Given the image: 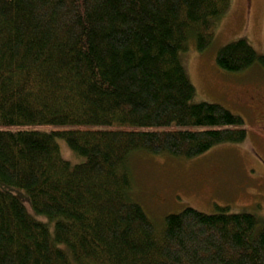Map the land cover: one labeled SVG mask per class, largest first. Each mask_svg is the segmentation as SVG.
<instances>
[{
    "label": "trees",
    "instance_id": "obj_1",
    "mask_svg": "<svg viewBox=\"0 0 264 264\" xmlns=\"http://www.w3.org/2000/svg\"><path fill=\"white\" fill-rule=\"evenodd\" d=\"M230 0H0V264H264V222L192 208L157 228L133 198L138 152L199 157L247 132L194 103L180 55L212 42ZM215 62L241 72L244 40ZM58 140L84 158L72 166Z\"/></svg>",
    "mask_w": 264,
    "mask_h": 264
},
{
    "label": "rangeland",
    "instance_id": "obj_2",
    "mask_svg": "<svg viewBox=\"0 0 264 264\" xmlns=\"http://www.w3.org/2000/svg\"><path fill=\"white\" fill-rule=\"evenodd\" d=\"M208 48L198 51L190 43L180 55L194 87V103L217 104L242 118L247 132L239 144H224L192 159L138 152L129 158L133 198L157 228L164 218L192 208L214 214L219 208L228 213H248L264 222V68L254 64L241 72L218 68L219 49L246 41L264 56V0H230L228 10L216 21ZM61 157L70 165L83 163V157L57 141ZM23 201L34 213L23 190L0 186Z\"/></svg>",
    "mask_w": 264,
    "mask_h": 264
}]
</instances>
